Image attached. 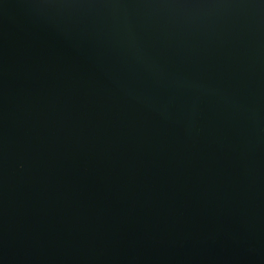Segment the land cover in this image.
Instances as JSON below:
<instances>
[{
    "label": "water",
    "instance_id": "obj_1",
    "mask_svg": "<svg viewBox=\"0 0 264 264\" xmlns=\"http://www.w3.org/2000/svg\"><path fill=\"white\" fill-rule=\"evenodd\" d=\"M0 264H264V0H0Z\"/></svg>",
    "mask_w": 264,
    "mask_h": 264
}]
</instances>
